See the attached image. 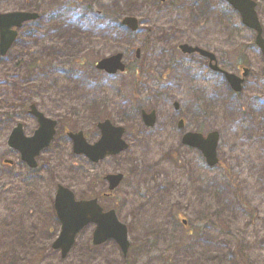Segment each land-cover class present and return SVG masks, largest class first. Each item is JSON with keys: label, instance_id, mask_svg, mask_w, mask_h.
<instances>
[{"label": "rangeland", "instance_id": "obj_1", "mask_svg": "<svg viewBox=\"0 0 264 264\" xmlns=\"http://www.w3.org/2000/svg\"><path fill=\"white\" fill-rule=\"evenodd\" d=\"M147 1L103 0L97 5V11L72 4L65 13L56 16L55 45L51 48L56 57L54 78L60 80V83L55 80L53 118L71 132H83L89 143L99 139L96 124L101 120L125 129L121 139L126 141L127 148L115 156L108 154L104 159L107 175L121 176L117 191L111 200L100 203L104 210L113 209L127 227L130 244L126 252H122L124 258L116 249L107 260L94 254L88 257L83 241L94 229L90 224L77 235L69 255L60 259L47 239L35 241L32 226L39 227L37 216L25 206V201L20 200L24 206L20 207L19 197L12 192L0 203V264H264V73L261 60L253 59L249 51L244 52L243 58L238 54L235 57L233 45L236 42H232L219 60L222 70L230 72H235L241 59L245 64L250 61L249 76L241 94L233 92L217 74L212 95L214 105L201 98L192 104L182 101L184 109L195 113L192 125L202 133L219 134L215 149L217 163H208L209 167L204 159L198 158V167H189L179 155L183 149L176 148L177 143L173 148L150 147L140 119L142 113L149 114L150 110H155L159 116L171 113V102L177 96L175 91L172 95L151 91V87L162 81L163 61L169 50L156 45L149 52L142 51L146 40L144 31L155 29V23L156 28L172 29L167 20L179 24V20H191L192 15L178 10L170 16L153 13L149 17ZM125 15L138 20L135 33L128 31L127 25H121ZM216 20L222 19L217 16ZM138 49L142 61L135 58ZM17 52L21 55L20 50ZM32 53L34 57L30 56ZM117 53L123 55L125 71L98 74L94 62ZM36 55L35 49L28 48L20 59L23 63L18 68L16 84H20V88L17 87L23 89L25 95L36 86L37 70L42 75L40 81L47 82V69L34 67ZM225 55L230 59L224 58ZM84 59L87 61L82 62ZM0 69L3 93L13 81L10 74H5L6 69ZM28 78L32 81L26 82ZM68 85L72 92L63 98L62 87ZM194 103L199 107L193 106ZM171 120L173 124L174 119ZM162 122L158 120V124ZM57 130L52 145H56L61 155L56 154L50 162L53 167L50 174L61 176L62 182L64 176H69L64 183L78 196L85 184L80 165L84 156L81 151L76 154L69 145L64 146V141L69 139L63 128ZM163 138L165 141L174 139L169 134ZM23 214H30L32 218ZM40 231L45 236L56 233L55 229L46 231L45 227ZM113 243L108 241L109 249L114 248Z\"/></svg>", "mask_w": 264, "mask_h": 264}, {"label": "flooded vegetation", "instance_id": "obj_2", "mask_svg": "<svg viewBox=\"0 0 264 264\" xmlns=\"http://www.w3.org/2000/svg\"><path fill=\"white\" fill-rule=\"evenodd\" d=\"M100 3H103V0H0V15H2L0 20H4L3 26L0 27V68L6 69L4 70L5 74H10V79L13 81V84H8L3 93L0 91V203L12 192L19 197L20 207L22 206L21 201H25V206L37 216L39 227L37 225L32 226L36 235L35 241L39 242L47 239L50 243V248L58 253L60 259H65L69 255L75 245L77 235L88 226L83 227L76 234L73 243L65 253L60 246L53 247L55 243L59 242L58 239L63 226L56 206L57 195L60 199L62 198L58 191L59 189L70 187L64 183L69 179V176H64L62 182L59 180L61 176L50 174L53 169L50 162L54 160L56 154L61 155L57 151L56 145L55 147L54 143L52 145L59 127L63 128L66 138L69 139L68 142L64 141V146L69 145L74 153L76 151L74 139L70 135L74 131H69L65 125L62 127L59 120L53 118L54 98L57 94L55 91V80L58 83H60V80L54 78L55 71L53 66L56 57L51 48L55 45L57 15L61 16L65 13V9L71 8L72 4L77 8H87L89 6L97 11V5ZM145 6L149 17L153 13L160 16L169 14L170 16L178 10L192 15L191 20H179V24H172L171 20H167V24H170L172 29L156 28L155 23L153 25L155 29L144 31L146 40L142 51L149 52V49L156 45L163 50H169V54L167 57L165 56L163 61L165 72L161 77L162 81H160L158 86L151 87V91H161L164 95H172L175 91L177 96L171 102V113H164L161 116L157 115L158 113L155 110H150L149 114L146 112L142 113V118L140 119L144 135L145 138L149 139L146 143L150 147L164 148H173V144L177 143L175 147L183 149V152L178 153L185 158L187 166L192 167V165H195V167H198L196 161L198 158L204 159L208 165L207 159L199 150V138L194 136V134H199L202 138H206L211 131L202 133V130L192 125L195 113L193 110L184 109L182 101L187 100V103L191 102L192 104V102L201 98L214 105L212 95L215 90L214 81L217 74L223 77L224 83L233 92L241 94L243 84L249 76L250 61L248 63L246 61L245 64V61L243 62L244 59H241L240 64L236 66L235 72H230L222 70L223 64L219 60L220 54L225 53L228 46L234 41L236 42L233 45L235 57L238 54L243 58L244 52H251L253 59L256 61L258 59L261 60L264 73V48L257 43L258 31L244 22V20H251L246 13L252 12L255 20L258 21L260 36L264 39V0H148ZM217 16L222 20H216ZM121 20L123 27L127 25L124 20H135L136 26L134 28L127 26L128 31L134 33L137 31L138 20L134 16L125 15ZM28 48L35 49L37 52V59L33 60L37 62L34 67L46 68L45 76L48 77L46 78L47 82H41L42 75L37 70L35 76L39 77V79L35 78L36 86L30 88V92L25 95L23 94V89H19L20 84L17 85L16 83H18V68L23 63L20 59L23 57V51ZM17 50L21 51V55H18L19 52ZM117 54H120V61L123 64V55L121 53ZM140 54L141 51L139 52L138 49L135 53V58H140L139 60L142 61L143 56H140ZM11 55L13 58L18 59L11 58ZM30 56L34 57V54H30ZM40 56L43 58H39ZM223 57L227 60L230 59L227 55ZM101 60H96L93 64L98 74L100 72L108 75L115 74L114 72L110 74L111 72L99 69L97 66ZM86 61L84 59L82 62ZM178 71H180V76ZM223 71L236 76L239 81V90L234 91L232 89ZM31 81V78L26 79V82ZM62 88L64 92L60 93V95H64L63 98L71 94V86L68 85ZM193 106L199 107L196 103ZM39 117L53 122L54 133L49 143L33 157L31 163H28L21 148V139H23V136H33L41 128ZM159 119L163 121L160 124H158ZM171 119H174L173 124L170 123ZM104 121L101 120L96 124L100 135L99 139L102 135L100 124ZM18 128L22 132V137L19 139L20 142H16L17 145H12L9 143L10 139ZM121 128L123 129V137L125 129L124 127ZM77 132L80 131L76 130L74 133ZM81 134L85 141L89 143L83 132ZM167 134L175 140H163V136ZM16 136L18 137V134ZM123 142L125 144L124 149H126V141L123 140ZM119 152L112 155L115 156ZM175 154L177 155L176 152ZM81 155L84 156L82 163H80L83 180H85L84 188L78 196L75 192H71L75 200H94L100 207H103L100 204L101 201L111 200L114 197L121 176L114 185V180L110 177L115 175H107L108 172H105L104 159L108 154L96 159L89 157L83 152ZM196 170L198 171V168ZM114 172L118 171L114 170ZM92 176H95V178H92ZM16 182H18V185H16ZM68 190L71 189L68 188ZM23 215L30 219L32 218L30 214ZM185 223L184 225H186ZM44 227L46 231L50 228L55 229L56 233L53 236H45L40 231ZM92 234L93 231L91 236L83 241L85 254L88 257L94 254L97 258L107 260L110 254L114 255L116 249L119 254L121 252V257L124 258L125 255L123 253L125 252L122 253L121 248L113 239L111 240L115 242L113 243L114 248L109 249V240L94 245Z\"/></svg>", "mask_w": 264, "mask_h": 264}, {"label": "water", "instance_id": "obj_3", "mask_svg": "<svg viewBox=\"0 0 264 264\" xmlns=\"http://www.w3.org/2000/svg\"><path fill=\"white\" fill-rule=\"evenodd\" d=\"M247 17L251 20H244L245 24L249 27L255 28L258 31L257 43L264 48V39L260 36V29L258 21L255 20L252 12L246 13ZM2 15H0L1 17ZM251 16V17H250ZM125 24L134 28L136 26L135 20H124ZM4 20H0V27L3 26ZM120 54L104 58L98 64L99 69H104L108 72L122 71L124 65L120 61ZM227 80L235 90H239V81L236 76L225 73ZM41 128L35 132L33 136H23L21 139V148L24 153V158L28 163H31L33 157L45 147L51 140L54 130L53 122L50 120L39 117ZM102 135L100 140L95 144H87L82 134L70 133L75 142V151H82L89 157L96 159L106 154H114L125 148V144L121 139L123 129L119 126H113L108 121L100 124ZM21 130L18 128L10 139V144L17 145L20 142ZM18 134V137L16 136ZM199 138V149L206 157L208 163L213 165L217 163L215 153L218 134L217 132H210L206 138H202L199 134H194ZM119 175L111 176L114 185L119 179ZM58 194H61L60 199L57 195L56 206L61 217L63 226L61 230L59 242L55 243L53 247H61L65 253L69 246L73 243L76 233L88 223H95L96 228L94 231V243H101L107 239L113 238L125 251L128 247L127 242V229L116 217L113 210L103 212L102 209L92 201H76L73 193L68 189H59ZM65 196V198H64Z\"/></svg>", "mask_w": 264, "mask_h": 264}, {"label": "bare ground", "instance_id": "obj_4", "mask_svg": "<svg viewBox=\"0 0 264 264\" xmlns=\"http://www.w3.org/2000/svg\"><path fill=\"white\" fill-rule=\"evenodd\" d=\"M117 258H119V257L117 256Z\"/></svg>", "mask_w": 264, "mask_h": 264}]
</instances>
